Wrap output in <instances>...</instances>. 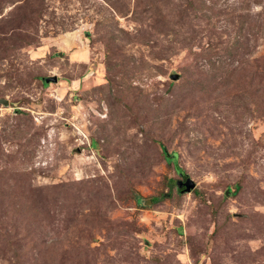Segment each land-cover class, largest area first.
Here are the masks:
<instances>
[{"label":"rangeland","instance_id":"374dc122","mask_svg":"<svg viewBox=\"0 0 264 264\" xmlns=\"http://www.w3.org/2000/svg\"><path fill=\"white\" fill-rule=\"evenodd\" d=\"M0 99V264H264V0H0Z\"/></svg>","mask_w":264,"mask_h":264},{"label":"water","instance_id":"95a60500","mask_svg":"<svg viewBox=\"0 0 264 264\" xmlns=\"http://www.w3.org/2000/svg\"><path fill=\"white\" fill-rule=\"evenodd\" d=\"M171 77L176 79V78L179 77V74H177V73L176 74H172ZM46 80L48 82H51V81L57 82L58 81V77L56 75L48 76L46 78ZM0 102H2L4 104H9V100L8 99H0ZM177 185L179 187H183L184 186L186 191H191L192 188L195 186V182L193 181L192 178L187 177V179H185V180H182V179L177 180Z\"/></svg>","mask_w":264,"mask_h":264},{"label":"trees","instance_id":"16d2710c","mask_svg":"<svg viewBox=\"0 0 264 264\" xmlns=\"http://www.w3.org/2000/svg\"><path fill=\"white\" fill-rule=\"evenodd\" d=\"M46 78H47V77H45V81H46L47 83H49V82L46 80ZM51 82H55V81H51ZM164 148H165V147H164ZM165 151H166V150H165ZM166 153H167V151H166ZM175 158H176V154H175V153H174V154H167V160L172 161V160L175 159ZM177 169H178L179 171H181L180 168L177 167ZM177 186H178V185H177ZM178 187H179V186H178ZM179 188H181V191H186L184 187H179Z\"/></svg>","mask_w":264,"mask_h":264},{"label":"flooded vegetation","instance_id":"af4514ba","mask_svg":"<svg viewBox=\"0 0 264 264\" xmlns=\"http://www.w3.org/2000/svg\"><path fill=\"white\" fill-rule=\"evenodd\" d=\"M185 179H187V177L186 178H183V180H185Z\"/></svg>","mask_w":264,"mask_h":264},{"label":"clouds","instance_id":"9594fccd","mask_svg":"<svg viewBox=\"0 0 264 264\" xmlns=\"http://www.w3.org/2000/svg\"><path fill=\"white\" fill-rule=\"evenodd\" d=\"M57 76V75H56ZM58 77V76H57ZM59 80V79H58Z\"/></svg>","mask_w":264,"mask_h":264}]
</instances>
